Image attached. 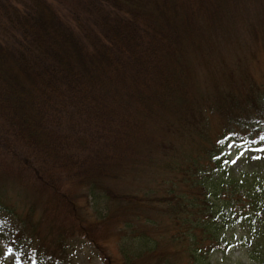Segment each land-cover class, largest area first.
I'll return each instance as SVG.
<instances>
[{"label": "trees", "instance_id": "obj_1", "mask_svg": "<svg viewBox=\"0 0 264 264\" xmlns=\"http://www.w3.org/2000/svg\"><path fill=\"white\" fill-rule=\"evenodd\" d=\"M238 1L0 0V223L21 262L68 264L73 237L101 250L111 230L106 264H204L238 224L264 264V175L222 151L264 143V0L219 63Z\"/></svg>", "mask_w": 264, "mask_h": 264}, {"label": "rangeland", "instance_id": "obj_2", "mask_svg": "<svg viewBox=\"0 0 264 264\" xmlns=\"http://www.w3.org/2000/svg\"><path fill=\"white\" fill-rule=\"evenodd\" d=\"M261 2H255V0H239V11H243V15L237 13H231V29L226 31V38L219 41L218 44V56L220 58L219 63L222 65L227 64L228 68L234 66V58L239 52L238 41L241 43H247L251 45L250 33L246 28V25L239 23L242 20L247 19L245 10L249 11L248 18L254 19L259 11ZM258 47V46H257ZM251 49V47H248ZM258 49V50H255ZM255 50L254 60H250L248 68L252 76L258 81H262L264 78V53L260 48H253ZM217 66V65H216ZM215 68L218 70V68ZM196 77L200 80L204 79V71L201 66L195 62ZM210 134H215L219 126V122L216 118L210 120ZM185 140L177 141L176 145L180 148H187L184 145ZM226 156L225 167L228 169L231 175L241 174H257L264 175V143L260 146H253L230 140L222 150ZM165 173L168 177L166 171ZM20 210V208H18ZM102 229V228H101ZM100 229V230H101ZM111 230L102 231L97 236V244L101 248L98 250L94 244L86 238L81 236H75L70 241V249L68 253V264H106L103 259V253L113 260L118 258L117 252V239L114 235H111ZM223 236L226 240V247L223 249L214 250L208 257V260L204 264H256L252 259L250 246V234L247 228L243 225L235 224L227 227ZM12 229L9 224L5 222L0 223V264H24L21 262L16 249L11 246ZM180 264H184L182 259Z\"/></svg>", "mask_w": 264, "mask_h": 264}]
</instances>
